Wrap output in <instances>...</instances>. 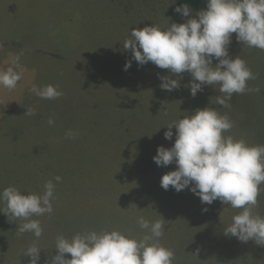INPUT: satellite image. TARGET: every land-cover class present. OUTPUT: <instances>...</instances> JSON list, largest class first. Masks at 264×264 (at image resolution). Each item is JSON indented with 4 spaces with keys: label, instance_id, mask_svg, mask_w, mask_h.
<instances>
[{
    "label": "rangeland",
    "instance_id": "rangeland-1",
    "mask_svg": "<svg viewBox=\"0 0 264 264\" xmlns=\"http://www.w3.org/2000/svg\"><path fill=\"white\" fill-rule=\"evenodd\" d=\"M178 6L177 0H0V70L16 55L23 68L15 88L0 86V191L15 186L42 195L47 181L55 185L53 212L32 217L41 223L39 238L17 235L23 221L10 223L0 212V264H29L23 253L33 244L41 249L38 264H45L61 234L70 239L115 229L141 239L147 232L137 223L141 216L165 219L160 243L174 251L172 264H264V245L223 232L240 209L219 199L203 204L188 188L160 185L177 167L153 160L158 146L174 144L175 126L167 140V125L198 108L228 115L233 127L225 136L264 145V50L231 34L229 56L239 55L255 78L225 108L216 103L223 96L218 84L193 97L190 73L138 65L124 49L133 28L184 23L199 11L184 17ZM162 76L179 79L180 86L162 90ZM49 84L63 95L42 99L30 92ZM27 108L36 114L25 115ZM260 188L254 213L264 217V184Z\"/></svg>",
    "mask_w": 264,
    "mask_h": 264
},
{
    "label": "clouds",
    "instance_id": "clouds-1",
    "mask_svg": "<svg viewBox=\"0 0 264 264\" xmlns=\"http://www.w3.org/2000/svg\"><path fill=\"white\" fill-rule=\"evenodd\" d=\"M175 11L184 17L193 12L185 3ZM233 33L243 45L264 50V0H208L205 9L196 11L195 16L184 23L173 22L164 28L156 24L133 28L123 47L131 49L138 65L152 62L173 74L190 73L193 97L204 85L218 84L223 96H218L216 103L230 108L233 94L244 93L246 82L255 78L239 55L231 58L228 54ZM213 59L218 61L215 65ZM131 63V60L125 62V71ZM22 76L20 56L16 55L11 59V66L0 70V86L13 89ZM160 79L162 90L171 92L180 86L179 79L170 76ZM30 92L42 99L63 95L51 84L33 85ZM24 114L36 113L27 108ZM48 123L54 121L50 118ZM173 126L176 129L174 144L170 148L158 146L153 156L157 166L167 167L173 162L177 165L175 170L162 175L161 187L168 190L171 186L177 192L188 188L203 204L210 205L219 199L233 209H240L223 229L224 234L241 242L254 240L264 245V217L254 213L260 185L264 184V145H249L243 139L225 136L233 123L227 114L221 115L214 108H198L191 115L168 124L165 139L172 140ZM67 135L72 137L74 133L69 131ZM55 180L60 181L61 177L56 176ZM54 188L49 180L42 195L25 194L15 186L0 191V203L6 205L0 212L10 223L23 221L17 226V235L32 232L36 238L42 236L40 221L32 217L53 212ZM164 220L150 222L139 217V227L147 230L141 239L115 229L77 233L70 239L58 235L56 255L45 264H172L174 251L160 243ZM40 250L33 244L23 253L30 257L29 264H38ZM66 254H70V258Z\"/></svg>",
    "mask_w": 264,
    "mask_h": 264
},
{
    "label": "trees",
    "instance_id": "trees-1",
    "mask_svg": "<svg viewBox=\"0 0 264 264\" xmlns=\"http://www.w3.org/2000/svg\"><path fill=\"white\" fill-rule=\"evenodd\" d=\"M179 4H188L192 10H201L207 7L208 0H177Z\"/></svg>",
    "mask_w": 264,
    "mask_h": 264
}]
</instances>
